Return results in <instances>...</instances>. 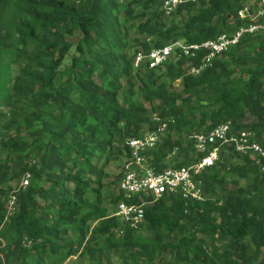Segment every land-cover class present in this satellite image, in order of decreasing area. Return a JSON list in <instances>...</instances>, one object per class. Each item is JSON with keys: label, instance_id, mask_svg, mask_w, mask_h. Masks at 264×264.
Here are the masks:
<instances>
[{"label": "trees", "instance_id": "trees-1", "mask_svg": "<svg viewBox=\"0 0 264 264\" xmlns=\"http://www.w3.org/2000/svg\"><path fill=\"white\" fill-rule=\"evenodd\" d=\"M245 1H186L167 15L162 0H0V264H111L114 253L121 264H264V173L251 156L223 145L196 176L204 198L164 193L145 206L139 229L113 215L123 197L110 187L121 173L107 171L130 155L128 137L157 127L154 113L170 120L146 154L156 171L190 165L203 153L189 135L226 122L264 148V29L198 73L186 64L198 67L205 49L156 68L134 62L175 40L201 43L247 25L238 16ZM25 171L30 183L4 221Z\"/></svg>", "mask_w": 264, "mask_h": 264}, {"label": "built area", "instance_id": "built-area-1", "mask_svg": "<svg viewBox=\"0 0 264 264\" xmlns=\"http://www.w3.org/2000/svg\"><path fill=\"white\" fill-rule=\"evenodd\" d=\"M186 1L195 2L197 0H162L161 7L168 15L178 5ZM238 16L240 18L248 17L250 22L232 33H221L217 37L201 43L175 40L162 47L151 48L147 53L139 52L135 56V66L146 60L149 68H156L171 58H178L182 55L190 57L196 51L205 49L206 53L201 58L198 67L186 64L189 72L198 73L209 66L214 58L236 45L243 34H254L264 29V0H246L243 7L238 11ZM152 120L158 123L155 129L147 131L142 136H130L125 141L130 155L124 162L117 184L123 199L118 202L113 213L125 227L139 229L145 223V206L151 204L164 193L179 195L188 200H202L204 195L201 182L196 176L219 160L220 148L225 144L232 145L235 152L240 155H249L254 158L264 173V148L256 142L254 132L251 130L234 131L230 122L215 127L209 133L189 135V138L194 142L196 152L203 153L190 165L156 171L148 164L146 154L157 146L162 137L166 136L170 120L163 119L156 113L152 115ZM35 162V159H31L29 164ZM30 178V172L25 171L13 184L12 192L5 198L4 221L10 219L17 212L18 205L15 193L26 188L30 183ZM125 199L135 201L128 202ZM22 242L24 244L30 243L26 237ZM1 246H4V241L0 238V257H2Z\"/></svg>", "mask_w": 264, "mask_h": 264}, {"label": "rangeland", "instance_id": "rangeland-1", "mask_svg": "<svg viewBox=\"0 0 264 264\" xmlns=\"http://www.w3.org/2000/svg\"><path fill=\"white\" fill-rule=\"evenodd\" d=\"M70 57V55H69ZM177 83V81H176ZM245 120H249L248 118H245ZM5 124V119L1 120L0 121V140L2 138H4V131H3V125ZM188 154L189 155H192V150H188ZM127 157H124V158H119L117 159L116 161H114L108 168H107V171L109 172V174L111 175V177H114L115 175L119 174L122 172L123 170V165H124V162L126 161ZM180 160V157H178L177 155H171L169 158H168V161L169 163L171 164H174L176 163L177 161ZM114 175V176H113ZM241 182H244V180H241ZM234 184L228 182L227 183V187L230 188V187H233ZM110 190L113 191L114 194H118L119 190H118V186H117V183L115 185H113V187H110ZM110 207V205H109ZM116 207L113 208L112 211H115ZM168 258V252L162 254V255H159L157 257V260H165ZM101 260V259H100ZM97 261V259L95 260H92V259H86V258H83V259H76V257H72L68 260V262L66 264H97L95 263ZM121 258L118 254H113V256L111 257V264H121ZM98 264H106L105 260H101L100 263Z\"/></svg>", "mask_w": 264, "mask_h": 264}, {"label": "clouds", "instance_id": "clouds-1", "mask_svg": "<svg viewBox=\"0 0 264 264\" xmlns=\"http://www.w3.org/2000/svg\"><path fill=\"white\" fill-rule=\"evenodd\" d=\"M118 184V183H117Z\"/></svg>", "mask_w": 264, "mask_h": 264}]
</instances>
